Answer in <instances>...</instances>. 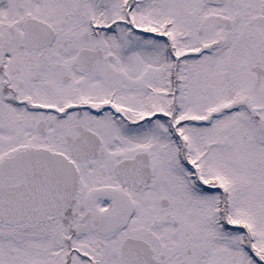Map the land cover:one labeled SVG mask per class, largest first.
Instances as JSON below:
<instances>
[{"label": "snow or ice", "instance_id": "snow-or-ice-1", "mask_svg": "<svg viewBox=\"0 0 264 264\" xmlns=\"http://www.w3.org/2000/svg\"><path fill=\"white\" fill-rule=\"evenodd\" d=\"M0 264H264V0H0Z\"/></svg>", "mask_w": 264, "mask_h": 264}]
</instances>
